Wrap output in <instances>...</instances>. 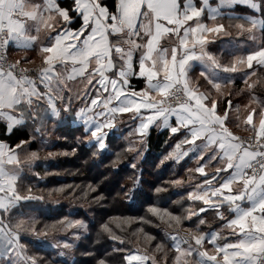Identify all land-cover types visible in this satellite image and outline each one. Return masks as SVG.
Wrapping results in <instances>:
<instances>
[{"label": "snow or ice", "instance_id": "snow-or-ice-1", "mask_svg": "<svg viewBox=\"0 0 264 264\" xmlns=\"http://www.w3.org/2000/svg\"><path fill=\"white\" fill-rule=\"evenodd\" d=\"M69 156L148 198L100 215L102 180L61 182ZM82 257L264 264V0H0V264Z\"/></svg>", "mask_w": 264, "mask_h": 264}, {"label": "trees", "instance_id": "trees-1", "mask_svg": "<svg viewBox=\"0 0 264 264\" xmlns=\"http://www.w3.org/2000/svg\"><path fill=\"white\" fill-rule=\"evenodd\" d=\"M237 11H244L243 7H239ZM69 135V140L72 139L71 134ZM79 133H76L78 135ZM166 133L153 130L150 137V147L148 151L144 154V159L139 162L140 167L143 169V177L147 182H153L156 180L157 175L159 174V169H157L156 164L158 163L159 154L162 147L164 146L163 142L166 138ZM61 147H68L67 145H57L56 149L59 150ZM85 159L84 157L69 156V157H59L61 161V168L63 171V179L61 182L65 183H76L81 184L82 187L88 183L95 184L97 181H103L99 185L98 191L103 192L106 199L100 204H93L92 207L97 209L100 215L107 213L110 216H131L135 215L141 207V204L144 200L148 198L147 187L148 184L144 185L145 192L137 197L135 202L128 203L126 198L121 193L117 195L121 186H131V181L127 178L133 173L126 166H123L119 173H109L108 166L109 161L107 158L103 160L102 164L93 165L91 161L88 162L87 166L82 165L81 160ZM80 169L79 172L76 170ZM75 173V174H73ZM161 179H166L168 172L160 174ZM60 179V178H58ZM79 191V190H78ZM97 193H92L96 195ZM176 197L173 196V199ZM65 206L69 201H62ZM80 203V202H77ZM87 206V202H84ZM96 239L95 232H93L87 239H83L80 243L82 248L80 251H83L84 248L92 245L93 241ZM103 243V242H101ZM99 245H97L98 247ZM82 264H88V258L82 257Z\"/></svg>", "mask_w": 264, "mask_h": 264}, {"label": "crops", "instance_id": "crops-1", "mask_svg": "<svg viewBox=\"0 0 264 264\" xmlns=\"http://www.w3.org/2000/svg\"><path fill=\"white\" fill-rule=\"evenodd\" d=\"M213 2H215V0H213ZM15 55H22V53H17V54H15ZM197 71H198V69H197ZM237 83H239V81H238ZM241 86H242V85H241ZM241 134H246V133H243V132L241 131Z\"/></svg>", "mask_w": 264, "mask_h": 264}, {"label": "rangeland", "instance_id": "rangeland-1", "mask_svg": "<svg viewBox=\"0 0 264 264\" xmlns=\"http://www.w3.org/2000/svg\"><path fill=\"white\" fill-rule=\"evenodd\" d=\"M242 102H245V101H242Z\"/></svg>", "mask_w": 264, "mask_h": 264}]
</instances>
